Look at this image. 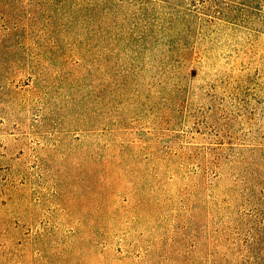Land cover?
Listing matches in <instances>:
<instances>
[{
	"label": "rangeland",
	"instance_id": "374dc122",
	"mask_svg": "<svg viewBox=\"0 0 264 264\" xmlns=\"http://www.w3.org/2000/svg\"><path fill=\"white\" fill-rule=\"evenodd\" d=\"M0 264H264V0H0Z\"/></svg>",
	"mask_w": 264,
	"mask_h": 264
}]
</instances>
